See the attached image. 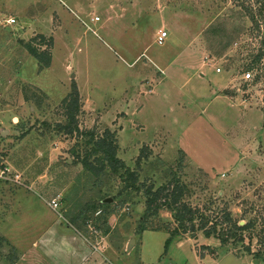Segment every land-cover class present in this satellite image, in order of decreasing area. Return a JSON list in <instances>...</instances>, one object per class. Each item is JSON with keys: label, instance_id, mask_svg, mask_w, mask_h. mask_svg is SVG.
Returning a JSON list of instances; mask_svg holds the SVG:
<instances>
[{"label": "rangeland", "instance_id": "374dc122", "mask_svg": "<svg viewBox=\"0 0 264 264\" xmlns=\"http://www.w3.org/2000/svg\"><path fill=\"white\" fill-rule=\"evenodd\" d=\"M263 4L0 0V167L23 183L0 178V264H48L29 249L55 220L99 243L95 264H264L254 255L264 227V73L247 69L264 36ZM26 43L47 50L49 66ZM74 89L70 134L60 125ZM106 130L137 189L125 187L122 168L82 166L88 132ZM173 178L198 209L195 225L253 227L225 244L199 229L179 233L164 253L174 212L145 216V192Z\"/></svg>", "mask_w": 264, "mask_h": 264}, {"label": "trees", "instance_id": "16d2710c", "mask_svg": "<svg viewBox=\"0 0 264 264\" xmlns=\"http://www.w3.org/2000/svg\"><path fill=\"white\" fill-rule=\"evenodd\" d=\"M264 5V4H263ZM264 11V10H263ZM251 20L254 22L256 27H259L257 20L253 15H249ZM25 48L28 53L34 57L39 63L44 67L49 66L51 56L47 50H39L30 43L25 44ZM264 36L260 38V48L252 56L251 61L247 65V69H252L255 65L258 69H262L264 73ZM263 60V61H262ZM64 106L66 109L67 123L63 126L60 125L67 133H73L77 130V124L75 121V114L79 109V103L77 98V92L74 91L69 95L68 99L64 100ZM91 136L88 143L92 142V147L88 151V154L84 156L81 161L82 166L90 169L95 175H98L101 170L106 166L109 167L110 171L113 173H118L119 169H124L122 174L123 182L126 188L137 189V174L135 170L130 169L125 165L123 160L116 156V147L112 145V132L109 130L104 131V134L94 139V134L88 132ZM91 155H97L92 161L89 160ZM98 163L99 166H95L94 163ZM139 163V161H138ZM3 167V166H1ZM0 167V168H1ZM184 185L181 184L178 178H173L164 184H161L158 188L153 189V187H148L145 192V210L144 215H154L157 214L160 209H169L174 212V221L176 222L175 228L169 232V236L165 240L164 253L167 250L169 242L177 236L179 233L194 232L195 230H202L206 236L215 234L219 239L221 244H225L229 241V238L234 240H243L242 232L249 230L253 227L252 222H246L245 224L239 225L235 224L233 226V231L226 230L225 232H217L213 227H207L204 224L195 225V218L198 215V209L191 207L188 203L183 201ZM97 209L94 210V212ZM223 222H231V215L229 212H224L222 217ZM144 230V229H142ZM263 235L258 237V244L261 248L254 252L255 258H259L264 255V227ZM250 251L249 248H247Z\"/></svg>", "mask_w": 264, "mask_h": 264}, {"label": "crops", "instance_id": "0c3cea01", "mask_svg": "<svg viewBox=\"0 0 264 264\" xmlns=\"http://www.w3.org/2000/svg\"><path fill=\"white\" fill-rule=\"evenodd\" d=\"M47 228L42 230L39 240L32 244L29 255L42 256L48 264H95L99 258L98 247L93 249L73 227L63 226L55 220Z\"/></svg>", "mask_w": 264, "mask_h": 264}, {"label": "built area", "instance_id": "2783aa9c", "mask_svg": "<svg viewBox=\"0 0 264 264\" xmlns=\"http://www.w3.org/2000/svg\"><path fill=\"white\" fill-rule=\"evenodd\" d=\"M166 36H167V32L166 31L163 30V31L159 32V34L156 37L157 44L162 45L164 43V40H165ZM215 70L217 72H219L221 69L218 67ZM243 75H244L243 76L244 79H249L251 77L250 71H247V72L243 73ZM9 173H10V170L6 166H3L2 168H0V178L9 180V181L14 182V183H16L18 185H23L22 181L20 180L19 174H15L14 176H8ZM48 205H50L51 208L55 210L58 207V200L53 198L52 200H50L48 202ZM99 213H100V210H97L95 212L96 215H98ZM84 239L88 242V239H86V238H84ZM90 245H91V247L93 249H97L98 243L97 242L93 243V244L90 243Z\"/></svg>", "mask_w": 264, "mask_h": 264}, {"label": "water", "instance_id": "95a60500", "mask_svg": "<svg viewBox=\"0 0 264 264\" xmlns=\"http://www.w3.org/2000/svg\"><path fill=\"white\" fill-rule=\"evenodd\" d=\"M240 225H242V224H240ZM254 261H255V262H258V260H257V259H254Z\"/></svg>", "mask_w": 264, "mask_h": 264}]
</instances>
